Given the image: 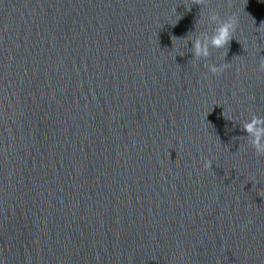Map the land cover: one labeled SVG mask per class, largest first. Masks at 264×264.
Listing matches in <instances>:
<instances>
[{"label": "water", "instance_id": "obj_1", "mask_svg": "<svg viewBox=\"0 0 264 264\" xmlns=\"http://www.w3.org/2000/svg\"><path fill=\"white\" fill-rule=\"evenodd\" d=\"M262 60L264 0H0L2 264H264Z\"/></svg>", "mask_w": 264, "mask_h": 264}, {"label": "clouds", "instance_id": "obj_2", "mask_svg": "<svg viewBox=\"0 0 264 264\" xmlns=\"http://www.w3.org/2000/svg\"><path fill=\"white\" fill-rule=\"evenodd\" d=\"M211 20L216 23L211 35L202 33L192 40L193 62L211 56L212 49H227L234 37L238 23V17L235 13L226 19H222L218 13L213 12ZM182 43L185 44L186 40H183ZM225 54H227V51ZM227 67H229L227 63L209 65L212 73L221 72ZM260 68L264 70V60L261 61ZM244 129L249 137L248 143L254 147L258 154H264V117L252 115L250 119L245 120ZM211 166L212 162L210 160L205 162V167ZM0 264H2V261H0Z\"/></svg>", "mask_w": 264, "mask_h": 264}]
</instances>
